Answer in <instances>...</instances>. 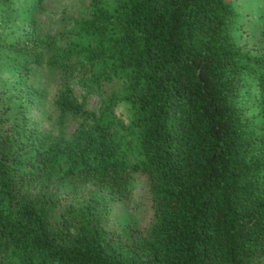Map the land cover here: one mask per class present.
Segmentation results:
<instances>
[{
    "label": "trees",
    "instance_id": "1",
    "mask_svg": "<svg viewBox=\"0 0 264 264\" xmlns=\"http://www.w3.org/2000/svg\"><path fill=\"white\" fill-rule=\"evenodd\" d=\"M44 2L0 0V264H264V0H84L54 31ZM43 65L72 131L36 115Z\"/></svg>",
    "mask_w": 264,
    "mask_h": 264
},
{
    "label": "rangeland",
    "instance_id": "2",
    "mask_svg": "<svg viewBox=\"0 0 264 264\" xmlns=\"http://www.w3.org/2000/svg\"><path fill=\"white\" fill-rule=\"evenodd\" d=\"M84 0H45L44 8L40 14V18L45 24V28L54 31L58 27L59 15L65 13H76L82 8ZM250 2V3H248ZM253 0H247L251 4ZM20 20L16 19L15 25L18 29L21 28ZM4 76H10L6 71ZM35 83L42 87L46 92V97L43 101V108L46 110L41 115L36 112L42 126L48 127L57 132L59 130L72 131L75 126L74 119H65L63 122L58 121L57 113L53 108V98L56 94L57 84L52 70L43 65L35 69ZM98 104V95L93 94L88 100V107L93 108ZM117 110L123 115L126 113V108L123 104L117 107ZM71 189V187H67ZM151 205L147 186L144 178L135 175L130 181L127 189L122 197L112 202V212L109 223L122 230H127L134 226H143L147 224L151 218Z\"/></svg>",
    "mask_w": 264,
    "mask_h": 264
}]
</instances>
